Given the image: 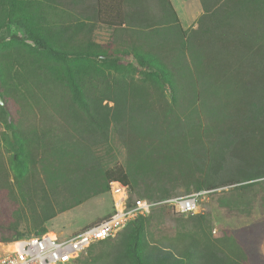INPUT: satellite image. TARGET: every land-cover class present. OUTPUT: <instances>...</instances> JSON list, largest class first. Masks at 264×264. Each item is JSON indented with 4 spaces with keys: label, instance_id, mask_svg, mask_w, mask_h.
<instances>
[{
    "label": "trees",
    "instance_id": "16d2710c",
    "mask_svg": "<svg viewBox=\"0 0 264 264\" xmlns=\"http://www.w3.org/2000/svg\"><path fill=\"white\" fill-rule=\"evenodd\" d=\"M86 1L0 0V40L10 24L25 28L0 49V242L30 235L25 223L47 232L112 181L132 191L142 180L150 200L169 194L159 178L176 170L197 190L264 188V0H201L189 29L171 0L152 1L156 27L128 0H91L88 15L68 7ZM98 23L113 28L107 42ZM112 132L128 162L104 168L95 149ZM151 218L92 245L82 264H264V212L219 236L208 212L180 215L176 234L157 238Z\"/></svg>",
    "mask_w": 264,
    "mask_h": 264
},
{
    "label": "rangeland",
    "instance_id": "374dc122",
    "mask_svg": "<svg viewBox=\"0 0 264 264\" xmlns=\"http://www.w3.org/2000/svg\"><path fill=\"white\" fill-rule=\"evenodd\" d=\"M90 1L91 0H87L85 4H78L76 6L69 4L68 7L72 9V11L74 10L77 13L80 14L84 13L88 15L89 13L93 12V8H94L93 5L90 4ZM152 1L153 0H148V2L145 5V4H139V2H136L135 0H128L129 3H127L126 5L129 4V6H131V10H137L139 15H141V10L143 8H145V10L147 9L146 10L147 13H150L151 15L152 12L153 13L157 12L156 8L152 7ZM127 8L129 9L128 6ZM155 21L156 19L150 18L148 19V21L141 20L140 23L142 27H156L157 21L156 22ZM132 22L133 24L137 23L136 20ZM112 32H113V28L111 26L98 23V28L95 31L94 37L97 42H107L110 39ZM15 34L24 35L25 34L24 26L13 23L10 24L9 27L3 29L1 32L2 40H0V49L7 47L14 40L13 36ZM4 132H6V128L4 124H1L0 141L2 146H5L7 142ZM258 138H260V136H258L257 139ZM250 140L253 142L256 139L251 138ZM95 150L97 151V154L99 155L104 168H109L116 164L127 165L128 162L127 148L125 144L119 139V137L114 132H112L110 141L107 144L100 146ZM4 155L8 161L10 157V153L5 151ZM8 163L10 164L11 167V163L10 162ZM177 172H178L177 170L174 171V174L171 175L170 179H168L165 176H161L159 178L162 181V177H164L163 178L164 183L161 189L164 190L167 189L169 191V194L166 196H162L161 198L158 199L162 200L173 196H183L197 190L195 186H193V184L188 182L186 179H183L182 177H177ZM231 176L232 178H234L233 177L234 174L230 175L228 173H225V176L223 178H225L226 181H231L230 180ZM258 180L262 182V180H264V177ZM147 181L150 182L155 180L147 179ZM139 182H140L139 185L136 188H133L131 191L133 198L141 197L140 193L146 194V192H148L143 181L139 180ZM243 183H248V182H243ZM240 185L241 183L234 182V183L219 185L214 188H207V187L203 188L208 190V193H206L204 197L202 208H203V212L206 213L208 212L212 215V223H213L212 232L214 236H219L223 228L226 227L234 228L249 224L263 214L264 210L262 209V203H261L263 189H264L263 186L257 183L248 185L247 187L246 186L241 187ZM161 189H157V197H160V195L163 194L161 193ZM109 196L111 197L110 193L108 192L107 195L98 198L97 201L100 202L99 204L106 205V203H109L108 204L109 207L111 205V201L110 200H109L110 202L108 201V198H110ZM113 207L114 205L112 200L111 212L113 211ZM151 216L152 218L149 225V231L152 237L157 238L162 235L173 236L176 234L177 226L175 219L180 215L175 214L169 206L165 205L155 208L151 212ZM83 218L84 217L82 216L77 217L75 219V223H71V228L78 225L79 223H82ZM53 223H56V221H54ZM58 224H60V222H58ZM28 227L30 226L27 225L26 223L23 224L22 226V229L26 232V234L33 235L36 233L34 229ZM48 227L49 229H60L57 225L52 224V222L48 223ZM88 254H89V249L86 253L82 254L80 258H78L77 260H75L70 264H82L88 258Z\"/></svg>",
    "mask_w": 264,
    "mask_h": 264
},
{
    "label": "built area",
    "instance_id": "2783aa9c",
    "mask_svg": "<svg viewBox=\"0 0 264 264\" xmlns=\"http://www.w3.org/2000/svg\"><path fill=\"white\" fill-rule=\"evenodd\" d=\"M108 192L114 207L106 218L69 236L48 230L41 235L33 234L7 243L0 242V264H70L93 244L116 238L129 222L138 216L149 215L158 206L167 205L177 215L202 213V203L208 190L200 189L183 196L150 200L146 197L131 198L129 185L112 181Z\"/></svg>",
    "mask_w": 264,
    "mask_h": 264
},
{
    "label": "crops",
    "instance_id": "0c3cea01",
    "mask_svg": "<svg viewBox=\"0 0 264 264\" xmlns=\"http://www.w3.org/2000/svg\"><path fill=\"white\" fill-rule=\"evenodd\" d=\"M180 19L184 29H189L197 26L198 19L204 13V6L201 0H171ZM146 5V3H143ZM147 10V9H146ZM145 8L141 10V19L144 21L146 19L154 18L153 12L147 13ZM2 175V174H0ZM107 193L95 195L90 197L86 201L81 204L65 210L63 212H59L55 217L51 218L46 222V226L48 227V223L52 222V224L57 225L60 229H49L50 231H54L61 236H69L75 234L84 228L88 227L91 224L97 223L102 219L106 218L112 210V198H108V201H111V205L108 207L109 203L99 204L97 201L98 198L107 195ZM109 201V202H110ZM99 204V205H98ZM84 217L82 223L71 228V223H75V219L77 217ZM56 221V223H53ZM60 222V224H58Z\"/></svg>",
    "mask_w": 264,
    "mask_h": 264
},
{
    "label": "water",
    "instance_id": "95a60500",
    "mask_svg": "<svg viewBox=\"0 0 264 264\" xmlns=\"http://www.w3.org/2000/svg\"><path fill=\"white\" fill-rule=\"evenodd\" d=\"M0 101H1L2 104H4L2 99ZM9 134H10L11 138L13 139L12 131H9Z\"/></svg>",
    "mask_w": 264,
    "mask_h": 264
}]
</instances>
